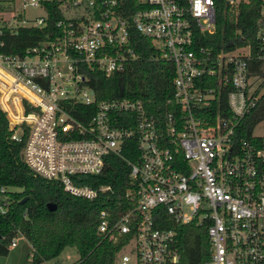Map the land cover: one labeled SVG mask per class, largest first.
<instances>
[{
	"label": "built area",
	"instance_id": "obj_1",
	"mask_svg": "<svg viewBox=\"0 0 264 264\" xmlns=\"http://www.w3.org/2000/svg\"><path fill=\"white\" fill-rule=\"evenodd\" d=\"M43 1L0 0V107L11 138L25 139L21 157L31 171L91 199L112 187L81 175L101 172L109 154L127 162L126 206L101 210L97 225L102 238L123 241L114 264H178L176 228L190 223L207 233L203 264H264V135L240 132L264 93V0L253 43H213L215 0H135L133 9L64 0L57 34L20 54L3 52L7 31L44 25ZM243 1L224 0L223 19H235ZM38 6L42 16L25 18ZM132 31L174 66L167 102L176 108L163 115L138 98L97 99L89 84L87 70L108 76L137 59ZM129 140L133 159L123 153ZM6 191L0 184V212Z\"/></svg>",
	"mask_w": 264,
	"mask_h": 264
},
{
	"label": "trees",
	"instance_id": "obj_2",
	"mask_svg": "<svg viewBox=\"0 0 264 264\" xmlns=\"http://www.w3.org/2000/svg\"><path fill=\"white\" fill-rule=\"evenodd\" d=\"M126 7L135 0H119ZM64 0H45L47 12L41 27H20L16 33L6 32L2 51L20 54L58 33L56 22L65 17ZM218 27L215 44L253 43L259 19V0L240 2L235 19H223L224 0H215ZM131 46L138 57L121 72L105 75L99 70H87L91 88L97 99L113 97L138 98L151 113L163 115L174 110L167 102L174 91V66L161 59L160 50L149 39L132 31ZM93 108V107H92ZM83 119L84 117L77 115ZM264 119V93L248 112L240 127L241 135L250 138L254 126ZM13 132L6 113L0 107V184L7 188L9 202L0 212V256L6 255L13 241L24 239L25 258L22 264H48L65 246H74L79 257L72 264H114L116 252L123 241L113 242L97 232L100 211H121L125 208V187L129 165L117 154H109L99 173L82 174V183L93 186L110 184L112 190L100 192L94 198H84L65 191L54 179L34 174L21 157L25 139L11 138ZM133 141H127L123 153L134 158ZM13 187V189H11ZM26 199L21 202V199ZM47 202L56 204L49 209ZM206 230L193 223L178 225L174 246L178 264H203L209 257Z\"/></svg>",
	"mask_w": 264,
	"mask_h": 264
},
{
	"label": "rangeland",
	"instance_id": "obj_3",
	"mask_svg": "<svg viewBox=\"0 0 264 264\" xmlns=\"http://www.w3.org/2000/svg\"><path fill=\"white\" fill-rule=\"evenodd\" d=\"M43 9L38 7H27L23 11L25 18L34 20L35 17L42 16ZM264 90V89H263ZM254 134L264 135V119L258 122L252 131ZM13 189V187H11ZM24 239L17 240L6 255L0 256V264H22L25 258ZM79 257L78 251L74 246H65L59 255L48 261V264H72Z\"/></svg>",
	"mask_w": 264,
	"mask_h": 264
},
{
	"label": "water",
	"instance_id": "obj_4",
	"mask_svg": "<svg viewBox=\"0 0 264 264\" xmlns=\"http://www.w3.org/2000/svg\"><path fill=\"white\" fill-rule=\"evenodd\" d=\"M25 199H26V197L22 198V199H21V202H23ZM46 206H47L49 209H55L56 204L53 203V202H47V203H46Z\"/></svg>",
	"mask_w": 264,
	"mask_h": 264
},
{
	"label": "clouds",
	"instance_id": "obj_5",
	"mask_svg": "<svg viewBox=\"0 0 264 264\" xmlns=\"http://www.w3.org/2000/svg\"><path fill=\"white\" fill-rule=\"evenodd\" d=\"M199 7V5H197ZM201 11H203V9H200Z\"/></svg>",
	"mask_w": 264,
	"mask_h": 264
}]
</instances>
